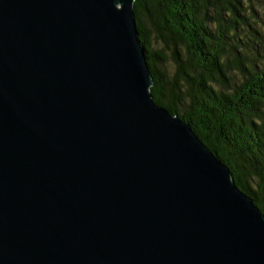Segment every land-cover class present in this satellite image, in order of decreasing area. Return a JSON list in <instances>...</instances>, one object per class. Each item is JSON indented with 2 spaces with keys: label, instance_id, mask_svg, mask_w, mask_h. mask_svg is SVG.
Listing matches in <instances>:
<instances>
[{
  "label": "water",
  "instance_id": "95a60500",
  "mask_svg": "<svg viewBox=\"0 0 264 264\" xmlns=\"http://www.w3.org/2000/svg\"><path fill=\"white\" fill-rule=\"evenodd\" d=\"M135 0H0V264H264V214L158 105Z\"/></svg>",
  "mask_w": 264,
  "mask_h": 264
},
{
  "label": "trees",
  "instance_id": "16d2710c",
  "mask_svg": "<svg viewBox=\"0 0 264 264\" xmlns=\"http://www.w3.org/2000/svg\"><path fill=\"white\" fill-rule=\"evenodd\" d=\"M251 3L135 0L134 10L154 101L191 124L264 214V20Z\"/></svg>",
  "mask_w": 264,
  "mask_h": 264
},
{
  "label": "rangeland",
  "instance_id": "374dc122",
  "mask_svg": "<svg viewBox=\"0 0 264 264\" xmlns=\"http://www.w3.org/2000/svg\"><path fill=\"white\" fill-rule=\"evenodd\" d=\"M251 5L255 8L257 13L260 15L261 19L264 20V0H252ZM261 26L263 27V24ZM158 43H159L158 41L153 40L154 47H158L157 46ZM171 59H172V56H171V54H169L168 63H167V69H168L169 74L174 73V67H172V60Z\"/></svg>",
  "mask_w": 264,
  "mask_h": 264
}]
</instances>
